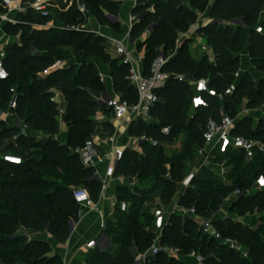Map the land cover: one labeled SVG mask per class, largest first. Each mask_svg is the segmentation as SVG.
Masks as SVG:
<instances>
[{"label":"trees","instance_id":"trees-1","mask_svg":"<svg viewBox=\"0 0 264 264\" xmlns=\"http://www.w3.org/2000/svg\"><path fill=\"white\" fill-rule=\"evenodd\" d=\"M192 2L197 11L182 6L179 0H147L145 6L135 11L136 15H141L155 5L154 12L147 13L130 35L135 38L153 27L143 44L146 47V72L155 60L153 55L159 41H164L166 52L174 51L178 33H188L198 23L199 14L209 11L210 0ZM86 5L89 14L100 23H107L105 9L113 15L120 9L119 3L112 0H86ZM67 13L68 22L63 20L64 13L59 16L56 12L54 18H43L30 11L26 16L18 17L21 23L3 27L7 35L18 39V43L7 48L5 67L9 78L0 81V110L7 111L10 100L16 96V118L28 129L45 131L52 138L38 141L22 134L17 126L5 131L13 134L14 139L0 148V154L20 157L23 163L16 166L0 159V264H58V258L46 257L48 244L29 241L17 232L19 227L44 233L48 224L54 238L65 241L71 232L69 223L79 211L73 190L83 186L91 197L100 191L99 183L88 181L93 171L83 168L71 143L84 142L95 129L97 113L109 111L100 109L90 92L102 87L98 67L91 63L78 66L73 61L96 56L110 62L115 93L131 104L138 100L128 80L129 66L108 57L102 38L60 29L37 30L32 26L47 24L51 19L73 26L83 19L74 8ZM208 14L210 23L201 26L198 34L212 49L214 62L205 53L194 57L180 51V55L177 53L165 68L169 72L171 67L179 66V73L185 70V78L189 81L207 80V90L201 94L203 104L194 108L193 87L186 80L171 77L167 87L158 92L160 101L151 111L150 116L159 115L158 124L149 126L154 130L149 133L151 138L140 146L141 151H124L116 176H138L143 177V181L146 176H152L154 184L158 182L163 188H174L185 179L189 163L195 162L198 150L204 144L208 119L220 122L224 115L236 112L244 101H247V109L252 111L263 107L264 0H216ZM237 20H242V24L226 25ZM257 28L263 32L258 33ZM245 49L252 71H242L241 54ZM58 62L64 67L56 69ZM46 71L50 73L43 77ZM254 71L260 74L259 78L254 76ZM60 87L69 103L68 145L54 139L60 128L53 90ZM4 124L0 122V125ZM252 124L250 117L236 121L233 134L264 144V126L253 127ZM145 125L144 121L133 122L129 134L138 133ZM103 128L110 134L115 130L110 123H105ZM165 128H170L168 134L163 132ZM183 134L181 146L168 153L167 147H172ZM152 141L158 145H153ZM215 155L226 160V167H232L228 173L230 185L218 181L210 170L203 169L178 203L188 209L194 208L198 216L207 219L223 204L222 198L240 190L243 196L232 202L228 210L239 216L261 215L256 228L232 219H218L213 224L224 238L247 249V257L205 234L190 216L173 214L162 230L161 244L178 249L181 257L176 259L161 252L152 264H187L182 257L192 253L201 255L205 264H264V190L254 189L257 179L264 177V154H258L250 162L244 154L232 150ZM167 173L168 179L164 177ZM153 190L154 187L149 189L138 183L134 189L126 186L118 190V206L125 202L129 208L121 212L118 207L105 231L116 247L115 252L91 251L88 264H134L135 248L139 253H145L153 246L156 233L151 228L155 230L156 217L144 210ZM124 218L129 227H124Z\"/></svg>","mask_w":264,"mask_h":264},{"label":"built area","instance_id":"built-area-1","mask_svg":"<svg viewBox=\"0 0 264 264\" xmlns=\"http://www.w3.org/2000/svg\"><path fill=\"white\" fill-rule=\"evenodd\" d=\"M56 0H0V81H6L9 78V74L5 67V59L7 56V48L13 44L14 38L7 35L3 27L7 24L17 25L21 23L18 19L19 16H26L30 11L34 14L40 15L43 18H49L53 16V5L52 3ZM65 4H71L77 2L78 12L83 18H88L89 11L87 9L86 0H63ZM115 3H125L129 0H112ZM142 0H133V8L141 7ZM145 1L143 0V6L145 5ZM58 8V7H57ZM152 12L150 9L147 10L146 13L141 15H134L130 17L129 23V33L128 36L123 38L120 41L114 42L113 53L116 59H119L123 64L129 66V75L128 80L130 86L136 91L137 94V102L134 104L129 103L127 100H123L120 95L116 94L112 88H109L108 82L103 75H100L101 82L104 85L105 89L100 94V96L96 99V103L99 108L102 110H107L111 113V116L114 121L120 122L125 126H131V124L135 121H145L150 115L151 111L160 101V97L158 92L163 89L171 76L165 71V68L168 62L171 60L170 58H166L164 56H159L156 58L148 72L145 71L144 61L145 57L141 56L137 52V42L131 41V32L134 24L141 22V17L146 16L147 13ZM114 24H118L121 20L113 21ZM242 20L233 21L231 23H226V25H241ZM210 23V21H209ZM33 28L37 30H51V29H60L63 31H75L82 33H90L95 30H88L82 26H69V25H59L57 26L55 22H51L49 24H33ZM152 32L153 27L151 26L148 29ZM258 33H262L261 28H257ZM94 33L100 34L98 31ZM101 35V34H100ZM113 43V42H112ZM136 47L131 52L129 47ZM133 48V47H132ZM64 67V64L58 62L55 68ZM50 71H46L42 76L45 77L49 75ZM181 81H188L190 85L193 87L195 91L194 95V103L193 107L196 108L203 104V100L201 97L202 92L207 90V80H200L198 82L189 81L185 77H177ZM13 92H15L13 90ZM230 93V91H229ZM17 107V97L13 96L9 102L8 110L6 112L7 116L12 119V125L22 128L23 124L20 120L16 118L15 110ZM3 112L0 110V116ZM236 122L233 121L228 116H223L221 121L218 122L214 119H208L204 134L203 140L204 145L198 150L197 153V164L195 174L191 176L190 180L186 183V188L191 186L192 181L198 175V173L203 169H208L217 176H220L225 179L227 176L225 172L226 166L221 167L220 169L215 170L212 166L217 164L214 160L216 153H226L229 150H232L237 153H242L245 156V159L250 162L258 154H264V144L254 140L247 139L239 136H235L233 131L235 129ZM165 134L169 133L168 129H164ZM46 141V139H42ZM148 140L146 138L136 139L135 145L140 148ZM153 145H158L156 141H152ZM125 149H121L117 146H113L111 150L105 152L104 154L98 148L96 142L88 141L82 147L75 150L76 154L79 156L80 162L83 168L92 170L93 174L88 178L89 182H97L100 186V193L102 196L106 192V190L110 186V181L113 179V175L115 173L116 164L120 162L123 157ZM2 159L12 165L20 166L22 165V159L20 157H16L11 154L2 155ZM103 165H108L107 173H103L100 170V167ZM225 185H230V183L224 182ZM128 186L131 189H134L136 186L135 182L129 183ZM254 189L256 190H264V177L261 176L257 179L254 184ZM243 193L240 190H235L232 192L227 198H222V205L219 209L212 213L211 218L204 219L197 215L194 208L188 209L177 204L174 206L169 212L168 216L173 214H184L186 216H190L200 227L203 229L204 233L213 237L222 244L228 246L230 249L235 250L242 254V256L247 257L248 252L243 246L238 244L237 242L224 238L221 233L215 228L214 221L221 219L223 221L227 220L222 217V214L225 210V207L230 205L232 202L241 198ZM73 198L74 201L79 206V215L87 209H95L97 210L96 204L93 202L90 193L84 187H78L73 190ZM119 207L121 212H126L128 210V205L125 202H122L118 206V200L115 198L113 201V209H117ZM113 219L107 220L103 225V233H101L97 239L91 240L86 245L87 250H100L101 252L110 251L114 246L112 244L111 238L107 236L105 231L108 229L110 222ZM166 224V220L164 217L160 216L155 219V233H161L164 226ZM71 232L70 235H73L78 228V223L71 219L70 223ZM44 234L47 237L48 241L54 240V236L51 232L49 225H46V230ZM28 239L30 237L28 235H24ZM159 236L158 238H160ZM156 242V241H155ZM153 246L146 251L145 253H138L135 257L134 264H152L155 258L161 253L164 252L171 257H176L179 254L178 249L176 248H165L163 249L161 245L155 243ZM195 264H205L204 258L196 253H192L190 255Z\"/></svg>","mask_w":264,"mask_h":264},{"label":"crops","instance_id":"crops-1","mask_svg":"<svg viewBox=\"0 0 264 264\" xmlns=\"http://www.w3.org/2000/svg\"><path fill=\"white\" fill-rule=\"evenodd\" d=\"M133 3H134L133 0L131 1L129 0L125 3L119 4L120 16L122 14L121 10L123 7L130 8V14L127 17V19L121 21L115 26L110 25V24L107 26L98 25L99 28L98 30L96 29L101 34L99 35V37L102 38L104 42H106L104 43L105 53L108 55V57L111 60L115 59V55L113 53L114 42L120 41L124 37L128 36V33H129L128 25L130 23V17L136 15L135 11L139 9V8L137 9L133 8V5H134ZM141 4H142L141 5L142 7L143 0L141 1ZM144 4L146 5V1ZM52 5H53L52 9L57 8L58 5L62 6V9H60L59 12H65V11L68 12L71 8L72 9L74 8L78 11L77 2H74L71 5V4H65L63 0H56L55 2L52 3ZM54 16H55V12H53V18ZM89 16L91 15L88 14V17ZM51 22H55L57 26L63 25L60 22L56 21L55 19H51L49 23ZM97 24L98 23L95 20V18L92 17L93 28L96 27ZM207 24H204L202 26H206ZM135 25L136 24H134L133 27ZM117 30H119V32ZM116 33H120V34L118 35ZM150 35H151V32L147 29L141 35V37L138 38L139 40L138 46L143 47L141 49H139L138 47L139 50L137 51L139 54H141V56H144V57L146 56V47H144L143 44L150 37ZM198 42L201 46L205 47V49L207 50L205 54L209 57L210 61L214 62L215 57H214L212 49L207 44V41L204 38H201L198 40ZM13 43H18V39L14 38ZM241 57H242V71H247V70L252 71L253 68L251 67L249 56H248V51L246 49L243 50ZM73 63L78 66L83 65V64H89V63L95 64L100 71V75H103L106 78L109 88H112L114 90L113 82L111 78V63L110 62H106L104 59L100 57L93 56L90 58L76 59L75 61H73ZM253 74L256 78L260 77V74L256 71H254ZM104 89L105 87L102 84L101 88L97 90L95 89L90 90V92L92 93L94 99L96 100L100 96V94L104 91ZM53 92L55 93L54 100L56 103H58L59 115L57 117V122L60 128V133L57 136H55L54 139L58 141L59 143H61L62 145H68L69 144V138H68L69 128L67 126L66 120H67V112H68L69 103L62 94V87H60L59 89L57 88L54 89ZM245 104L247 105V101H245ZM262 108H264V105ZM2 112L3 114L0 116V121H3L4 123L9 124L10 127H13L12 119L8 117L6 114L7 111L5 112L2 111ZM101 113H104V112L102 111L98 112L97 115L94 117V121L96 123L95 128L97 129L100 128L102 131V136L99 139H100L101 144L105 148V150L109 151L111 150L113 146H117L123 150L124 149L125 150L134 149V150L141 151L140 148L135 145L134 138L131 137L130 135L128 136L129 131H130V126L127 127L124 124H121L120 122L114 121L112 116L110 119H103V117L101 116ZM99 116H101L102 118H100ZM105 123H110L114 127L115 135L108 136V133H106L103 128ZM21 130H22V134L29 136V137H34L38 141H41L42 139L48 140L52 138L51 135H49L45 131L30 130L25 125L22 126ZM0 159H2V154H0ZM100 170L103 173H107L108 165L101 166ZM115 173H116V168H115ZM115 173L113 175V179L110 181L109 188L106 190L103 196L100 193V191L97 192L96 194L95 193L92 194L91 198L93 202L96 204L97 210L87 209L82 213V215H79V211H78V214L76 218L74 219L78 223L77 231L73 235H70L67 240L63 241L56 237L54 240L48 241L44 233H39L34 230L27 229L23 226H20L17 232L20 235H28L30 237L29 241L35 240L38 242L48 244L49 251H47L46 257L50 259L58 258L59 264H88L87 259H88V256L91 254V250L89 251L86 249L87 243H89L93 239H97V237L101 233H103V225L107 220L114 219L116 210L113 209V201L115 200V198L117 199L118 190L121 189L122 187L128 186V183L125 182L126 180L125 177H121V176L118 177L116 176ZM254 225L255 226L258 225V220L254 222ZM182 260L184 262H187V264H195L194 259L190 255L182 257Z\"/></svg>","mask_w":264,"mask_h":264},{"label":"rangeland","instance_id":"rangeland-1","mask_svg":"<svg viewBox=\"0 0 264 264\" xmlns=\"http://www.w3.org/2000/svg\"><path fill=\"white\" fill-rule=\"evenodd\" d=\"M131 1V0H130ZM180 4L182 6H186L187 8H189L190 10H196L195 9V6L192 2V0H179ZM216 0H210L209 2V7H208V10L210 11V8L215 4ZM62 9V6L58 5V8H54L52 9L53 12H58L59 16L64 13V16H63V20L64 21H67L68 17H69V14L67 13V11L65 12H59V10ZM152 12H154L155 10V5L152 4L151 7L149 8ZM197 11V10H196ZM208 11V12H209ZM126 12V13H125ZM205 13V14H199V21L196 25L192 26L190 31L186 34H183V33H178V36H177V40H176V47L174 49V51H165V44H164V41H159L158 45L156 46L155 48V53L153 55V58H158L159 56H164L166 58H175L177 56V53L178 55H180V51L182 52H188L190 55L192 56H196V57H200L202 54L206 53L207 50L205 49V47L201 46L198 42L199 39H201L202 37L199 36L198 34V30L199 28L204 25V24H207L209 22V14ZM121 16H120V12L118 11L115 15L109 13L107 11V9L104 10V14L106 16V19H107V23H103V22H99L95 17V20L97 21V25L95 28V31L98 30L99 26L98 25H101V26H107V25H116L114 24L113 21H116V20H125L127 19V17L129 16L130 14V8H126V7H123L122 10H121ZM126 16V18H125ZM68 22V21H67ZM76 26H82V27H85L86 29H88L89 31L90 30H94L93 26H92V16H89L88 18H83L82 20H80L78 22V24H76ZM97 29V30H96ZM95 31H91L90 33H86V35H89V34H92L94 35L95 37H99L100 34H96L94 33ZM119 32V30H117ZM116 34H120V33H116ZM124 37V36H123ZM141 37V35L139 36H136L135 35V38H130L132 42H137V51L139 50L138 49V38ZM125 38V37H124ZM106 43V42H104ZM133 47V48H132ZM132 47H129L128 50H130L131 52L134 50V46ZM116 59V58H115ZM170 63V61L168 62V64ZM179 67V66H178ZM178 67L177 68H174L171 67L170 71L167 72L171 77L175 76V77H185L186 76V71L185 70H182L181 73H179V70H178ZM171 79V78H170ZM169 84V81L168 83L166 84L165 87H167V85ZM194 91V89H193ZM195 93V91H194ZM101 116L103 117V119H110L111 118V113L110 112H104V113H101ZM101 116H99L100 118H102ZM98 117V118H99ZM159 115H156V114H153L152 116H150L147 120L144 121V123L146 124L145 126H141L139 129L140 131L138 133H135L133 135H130L128 134V136L130 135L131 137L134 138V142L136 139H141V138H146L147 140H149L151 138L150 134L149 133H152V129L149 128V126H155L158 124V119ZM233 121H239L240 119H243L245 117H250L252 118L253 120V127H256L258 125H261V126H264V108H260L258 110H249L247 109V105L245 104V101L243 102V104L238 108V110L234 113H231L229 114V116ZM0 122H3V121H0ZM9 124L5 123L4 125H0V132L2 131V135L0 136V148H3L5 147L6 145H8V143H10V141H12L14 139V136L13 134L11 133H7L5 131H7L9 128ZM168 129L170 130V128H165V130ZM115 135V132L113 133H108V136H113ZM102 136V131L101 129H97L95 128L93 133L85 139L84 142H79V141H73L71 143V147H72V150L75 151L77 150L78 148L82 147L83 144H85L86 142L88 141H94L96 142L98 148L100 149V151L104 154L105 152H107V150H105V148L103 147V145L101 144L100 142V137ZM185 135H181L178 139L177 142H175V144L172 146V147H167V151L168 153H172V151L174 149H178L180 146H181V143L184 139ZM204 145V144H203ZM201 148V147H200ZM199 148V149H200ZM215 162L217 164H215L214 166H212L215 170L217 169H220L221 167L225 166V162L226 160H224L223 158H219L217 156H215L214 158ZM218 160V161H217ZM196 164H197V158L195 160V162L193 163H189V167H188V171L186 173V177L185 179L179 184H176L174 188H163V186L161 184H159L158 182H156V184H154V182H152L151 180H153V177L152 176H146L145 180L143 181V177L142 178H139L138 176H130V177H125V182H127L128 184L129 183H132V182H135L136 185L137 183L140 184L141 186H144V187H147V188H153L154 187V190H153V193L151 194L150 196V200L148 201V203L145 205L144 207V210L148 211L149 213H151L152 215H154L156 218L157 217H164L165 220L167 221L168 219V212L171 210V208H173L174 206H176L178 204V201L180 200V198L184 195L185 191H186V183L190 180L191 176L195 174V171H196ZM169 170V168H168ZM230 171H232V167H226L225 168V172L227 174V176L225 177L224 180H222L223 178H221L220 176H217L216 174H214L218 181H221V182H227V183H231V180L229 179L228 177V173H230ZM166 179H168L170 176H169V173H167L165 176H164ZM184 207V206H182ZM186 208V207H184ZM229 205L227 207H225V210L222 214V217L225 218V219H232L236 222H242L244 225H247L251 228H256V226L254 225V222H256L261 215H254V216H239L237 215V213L233 212L231 213L229 210ZM182 216H185L184 214H182ZM140 219V218H139ZM123 224H124V227H129V224L128 222L125 224L124 222L126 221V218H124L123 220ZM151 230H153V232H155L154 229L151 228ZM159 236L162 237V232L161 233H156V239H155V243L161 245V247L163 249L167 248V246H163L161 244V237L158 238ZM115 249L116 247L112 248L110 251L111 252H115ZM138 250L135 248L134 249V258L136 255H138ZM169 257H171L169 255ZM181 256L178 254L176 257H173V258H180ZM89 258V256H88ZM59 264V263H58Z\"/></svg>","mask_w":264,"mask_h":264},{"label":"water","instance_id":"water-1","mask_svg":"<svg viewBox=\"0 0 264 264\" xmlns=\"http://www.w3.org/2000/svg\"><path fill=\"white\" fill-rule=\"evenodd\" d=\"M145 15L143 17H141V21L144 19ZM59 69V68H56ZM118 163L116 164V168H117Z\"/></svg>","mask_w":264,"mask_h":264},{"label":"clouds","instance_id":"clouds-1","mask_svg":"<svg viewBox=\"0 0 264 264\" xmlns=\"http://www.w3.org/2000/svg\"><path fill=\"white\" fill-rule=\"evenodd\" d=\"M0 75H2V73H0Z\"/></svg>","mask_w":264,"mask_h":264}]
</instances>
